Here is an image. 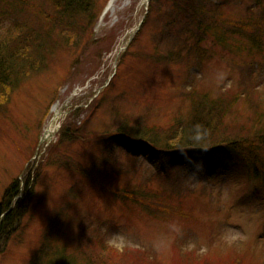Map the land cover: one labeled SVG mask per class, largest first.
I'll list each match as a JSON object with an SVG mask.
<instances>
[{
  "label": "rangeland",
  "instance_id": "374dc122",
  "mask_svg": "<svg viewBox=\"0 0 264 264\" xmlns=\"http://www.w3.org/2000/svg\"><path fill=\"white\" fill-rule=\"evenodd\" d=\"M232 1L225 6V23L247 17L246 8L252 3ZM149 2L95 0L82 14L86 30L80 46L62 47L49 55L46 68L14 88L0 111V203L15 178L23 187L30 177L34 187L30 210L0 248V264H31L50 247L56 254L78 257L76 264L92 259L95 264H134L135 256L143 264H176L187 251L208 264H264V190L236 153H219L217 159L226 169L212 179L193 170L180 172L185 198L177 210L161 213V204L149 200L146 207L151 204L153 213L123 202L112 189H121L120 194L136 192V184H129L131 170L139 171L140 164V159L125 154L108 165L107 140L116 130L117 112L134 120L150 119L165 129L173 126L178 114L189 113L190 102L183 92L193 83L206 91L220 93L231 87L237 91L249 77L243 78L245 71L254 69L252 78L264 89V52L255 56L257 64L242 51L218 48L202 65L176 57L159 60L174 45L167 29L177 17L170 15L173 0H154L151 7ZM0 8L3 34L7 19L2 15L3 1ZM180 29L174 25L171 30L178 34ZM230 42L242 49L245 39L235 36ZM240 107L251 112L247 101ZM53 120L55 132L43 140ZM65 125L72 126L77 138L60 143ZM113 164L118 177L111 183L108 177L96 180L90 175L94 166H104L108 173ZM162 184L170 182L155 178L149 187L160 195ZM56 218L61 231L48 235ZM96 237L116 254L132 252V263L90 247L89 240Z\"/></svg>",
  "mask_w": 264,
  "mask_h": 264
},
{
  "label": "trees",
  "instance_id": "16d2710c",
  "mask_svg": "<svg viewBox=\"0 0 264 264\" xmlns=\"http://www.w3.org/2000/svg\"><path fill=\"white\" fill-rule=\"evenodd\" d=\"M2 1L6 5L2 15L7 19L4 20L6 30L0 34V111L8 105L14 88L29 75L46 68L49 55L62 47L76 49L80 46L82 34H85L86 30V23L82 22L81 18L95 2L0 0V3ZM153 1L151 0L150 7L159 2L152 5ZM231 1L173 0L174 10L170 15H176L177 19L169 23L167 32L174 45H171L173 47L165 54L160 55L159 60L172 61L171 57H176L181 62L202 65L213 59L218 48V51L222 49L224 52L242 51L246 56L254 58L253 62L257 64L255 56L261 57L264 52V0H252L244 14L247 17L242 18L240 22L225 23L224 18L228 15L225 6ZM36 20L38 24L32 22ZM7 21L10 22L9 26ZM174 25L181 28L177 32L180 35L173 34L171 29ZM235 36L245 39L242 49H236L237 46L234 47L230 42ZM252 65L249 67L254 68ZM254 73V69L243 73V78L249 77L245 79V83L242 81V87H238L237 91L231 87L222 89L219 93L213 92L212 89H199L196 84H191V87L183 92L190 102L189 113L178 114L173 126L165 129L156 122L152 123L150 119L134 120L122 117V114L117 112L114 122L116 130L107 140L108 143L104 141L108 144V165L121 159L116 156L125 154L133 159H140V164L139 171L131 170L136 177L132 176L129 185L136 184V192L120 194L118 192L122 191L121 189L117 191L112 187L115 195L125 203L136 204L153 213L151 204L146 207L149 200L161 204V213L169 208L177 210L185 198L184 180L180 172L188 173L193 170L207 179L219 176L226 169V165L217 157L219 153L225 152L240 156L242 163H247L251 177L258 180L264 190V89H259L258 82L252 78ZM242 101L249 102L250 113L240 109ZM74 138H77V135L72 126H62L58 141L67 143ZM104 169V166H94L90 175L97 177L96 180H106L108 177L110 183L112 178L117 180L114 164L111 169L114 171L113 175H110L109 168L108 173ZM129 170L126 168L124 171L129 173ZM37 173L39 175V172ZM137 177L141 178L140 182ZM155 178L161 183L164 180L170 182L168 185L162 184L160 195L149 187ZM118 182H121V179ZM32 184L33 181L29 177L27 186L21 187V180L15 178L4 190L0 203V248L6 246L30 210L34 197ZM178 214L181 215L182 212ZM58 218L49 224L48 235L61 231L62 225ZM101 240L99 237L92 238L89 240L90 247L95 250L100 247L112 259L131 262L134 255L132 252L116 254ZM192 253L193 251H187L176 264H208V260L195 258ZM64 255L56 254L50 247V251L43 256L36 255L31 264H76L78 257ZM135 258L137 262L134 264H143L139 257ZM158 263L161 264L160 261ZM84 264L95 263L92 259Z\"/></svg>",
  "mask_w": 264,
  "mask_h": 264
},
{
  "label": "bare ground",
  "instance_id": "6f19581e",
  "mask_svg": "<svg viewBox=\"0 0 264 264\" xmlns=\"http://www.w3.org/2000/svg\"><path fill=\"white\" fill-rule=\"evenodd\" d=\"M110 6H111V5H110ZM110 6L108 7V10H109ZM54 132H55V128H54L53 122H51V123H50V126L48 127V130L46 131L45 139H46L47 137L52 136Z\"/></svg>",
  "mask_w": 264,
  "mask_h": 264
}]
</instances>
